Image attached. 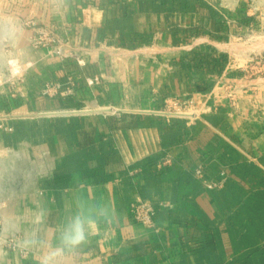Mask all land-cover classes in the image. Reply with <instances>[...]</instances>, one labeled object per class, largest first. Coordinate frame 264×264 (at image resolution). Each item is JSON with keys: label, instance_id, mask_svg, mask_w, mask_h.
Returning a JSON list of instances; mask_svg holds the SVG:
<instances>
[{"label": "crops", "instance_id": "obj_1", "mask_svg": "<svg viewBox=\"0 0 264 264\" xmlns=\"http://www.w3.org/2000/svg\"><path fill=\"white\" fill-rule=\"evenodd\" d=\"M2 3L53 24L80 57L55 58L0 106V155L32 167L0 192L3 228L29 253L1 251L0 264H43L78 211L97 221L87 241L48 264H264V111L224 92L236 24L219 0ZM222 53L220 71L194 65ZM48 81L72 92L45 94ZM170 96L197 115L160 112ZM138 199L154 203L155 228L132 218Z\"/></svg>", "mask_w": 264, "mask_h": 264}, {"label": "rangeland", "instance_id": "obj_2", "mask_svg": "<svg viewBox=\"0 0 264 264\" xmlns=\"http://www.w3.org/2000/svg\"><path fill=\"white\" fill-rule=\"evenodd\" d=\"M219 2L221 11L236 24L234 36L228 43L232 57V72L237 71L236 81L232 84L228 83L224 92L232 104H235L239 97L246 95L252 97L250 102L254 103L253 107L259 105L261 111H264V0H219ZM17 15L19 13L16 9L8 10L0 0V106L4 105L6 97L14 100L24 88H30L32 84L42 81V78L43 81L47 80V76L53 72L50 63L55 58L80 57L67 51L70 49L69 45L65 48L67 52H63L65 54L56 52L55 47H37L33 42L35 29L31 21L40 26L52 27L53 24L39 23L33 18L18 20ZM59 36L61 37L60 34ZM61 39L68 40L67 37ZM15 62L19 65L23 64V68L21 69L20 65L14 70L12 65ZM24 168H26L25 176L28 169L30 175L31 166L24 167L19 157L2 153L0 192L4 189L3 180L6 178L11 180L14 188H18L21 185ZM29 178L33 177L29 176ZM7 199H0V202ZM6 250L19 251L23 256L29 253L27 248L21 247L14 235L7 233L3 228L0 215V252Z\"/></svg>", "mask_w": 264, "mask_h": 264}, {"label": "built area", "instance_id": "obj_3", "mask_svg": "<svg viewBox=\"0 0 264 264\" xmlns=\"http://www.w3.org/2000/svg\"><path fill=\"white\" fill-rule=\"evenodd\" d=\"M34 25V37L33 42L37 47H55V51L60 54H65V48L69 45V40H63L59 36L57 30L49 25H36V22L31 21ZM70 46V45H69ZM67 51H70L69 49ZM66 51V52H67ZM45 94H56V93H69L72 92V87L64 88L63 84L59 81L47 82L43 87ZM196 100L191 97L181 98L177 96H170L165 99V104L160 109V112L168 116H196ZM201 173V168L198 169ZM217 182H210L208 186L213 188L217 186ZM132 218L144 224L145 226L155 228L156 221V207L154 203L148 199H138L131 203L130 207ZM157 229V228H156Z\"/></svg>", "mask_w": 264, "mask_h": 264}, {"label": "clouds", "instance_id": "obj_4", "mask_svg": "<svg viewBox=\"0 0 264 264\" xmlns=\"http://www.w3.org/2000/svg\"><path fill=\"white\" fill-rule=\"evenodd\" d=\"M96 219L91 216H85L78 211L72 222L64 227L59 234L60 247L45 257L43 264H48L49 259L54 256L60 255L64 250L72 251L84 244L87 241L89 235V229L96 224ZM35 243V241H33Z\"/></svg>", "mask_w": 264, "mask_h": 264}, {"label": "trees", "instance_id": "obj_5", "mask_svg": "<svg viewBox=\"0 0 264 264\" xmlns=\"http://www.w3.org/2000/svg\"><path fill=\"white\" fill-rule=\"evenodd\" d=\"M227 55L222 53L220 57H213V58H209V57H203L200 56L199 60L197 63H195L194 65H198L201 66L202 64L205 65H209V66H214V67H219V71L221 69H223L225 62L227 61Z\"/></svg>", "mask_w": 264, "mask_h": 264}, {"label": "bare ground", "instance_id": "obj_6", "mask_svg": "<svg viewBox=\"0 0 264 264\" xmlns=\"http://www.w3.org/2000/svg\"><path fill=\"white\" fill-rule=\"evenodd\" d=\"M15 61H16V59H15ZM18 61V60H17ZM13 66V69L15 70V69H17L18 68V66H20L17 62H15L14 63V65H12Z\"/></svg>", "mask_w": 264, "mask_h": 264}]
</instances>
